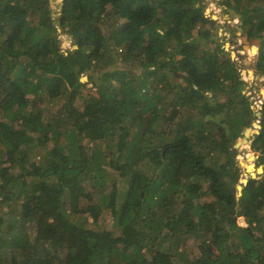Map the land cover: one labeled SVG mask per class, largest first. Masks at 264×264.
I'll return each instance as SVG.
<instances>
[{"label":"trees","instance_id":"trees-1","mask_svg":"<svg viewBox=\"0 0 264 264\" xmlns=\"http://www.w3.org/2000/svg\"><path fill=\"white\" fill-rule=\"evenodd\" d=\"M207 3L0 0V264H264V99ZM219 3L264 75V0Z\"/></svg>","mask_w":264,"mask_h":264},{"label":"rangeland","instance_id":"rangeland-1","mask_svg":"<svg viewBox=\"0 0 264 264\" xmlns=\"http://www.w3.org/2000/svg\"><path fill=\"white\" fill-rule=\"evenodd\" d=\"M207 8L206 13L208 15H211L214 19H217L219 21V35L220 36H227L230 39L225 43L226 50L230 51L231 56L237 60L238 65L241 68L243 78L248 82L245 91L246 93L253 99V108L256 110V114L261 107H258L257 103L260 104V100L264 99V75L258 73L256 71V67H254V64H256L257 60V54L251 52L250 50L252 45H255L253 43L254 39L258 38H248L247 34H243L240 29H237V24L239 22V18L232 16V14L226 13L224 11L223 6L219 3V0H207ZM50 7L52 10V14L56 16L60 11V4L62 0H49ZM235 19V20H234ZM236 28V30H235ZM244 36H247L248 43L245 42ZM59 37L61 38V46L62 48H75V45H73L72 38L67 33L63 32L61 28H59ZM230 40H235L234 43H231ZM228 45V47H226ZM256 58V59H254ZM82 77L87 75H81ZM88 77V76H87ZM84 89L88 88L92 92H98V84L92 83L89 80V77L87 80L83 81ZM92 84V86H90ZM259 121L257 120L253 124V130L251 131V135L249 138V141L247 143H242L238 147L237 155L235 157V160L238 159L239 165L242 169L241 174H239L241 180L243 178H249L250 172L248 171L247 166L242 164V158L249 162V157L251 155L255 156L252 163L255 165L254 173L256 175L260 174L256 169L259 166H262L259 164V154L254 152L252 146H251V136L252 134L259 128ZM244 138L241 137L238 140H242ZM242 164V165H241ZM58 167V166H57ZM117 174V172L115 171ZM108 219L107 213H104L102 215V220L106 221ZM110 220V219H109ZM238 224H240V221L238 220ZM261 245V244H260ZM169 259L165 263H169Z\"/></svg>","mask_w":264,"mask_h":264},{"label":"water","instance_id":"water-1","mask_svg":"<svg viewBox=\"0 0 264 264\" xmlns=\"http://www.w3.org/2000/svg\"><path fill=\"white\" fill-rule=\"evenodd\" d=\"M229 11H230V13L232 14V16L237 17V18H240V14H239V13H236V12H235L234 10H232V9H230ZM244 40H245L246 43H248V38H247V36H244ZM253 43H254L255 45H252V46H251V50H253L254 53L257 54V53H258V50H259L260 40H259V39H254V40H253ZM226 47H228V45H227ZM254 59H256V58H254ZM254 67H256V64H254ZM84 78H85V80H87L88 77H87V76H84ZM85 80H82L81 82H83V81H85ZM72 84L75 85L74 81H72ZM90 86H92V84H91ZM83 90L86 91V92H88V93H93L94 95L97 94V92H92V91H91L90 89H88V88H86V89L83 88ZM96 96H97V95H96ZM257 115L260 116V115H261V111H258V112H257ZM259 127H260V125H259ZM252 130H253L252 127H248V128H246L245 131H244V138H243L242 140H241V139L238 140L235 146L238 147L239 145H241V143H243V142H248ZM255 132H258V129H257ZM253 157H255V156L253 155ZM247 169H248V171L250 172V176H252V177H256V176H257V175L254 173V170H255L254 167H253L254 170H250L248 167H247ZM256 170H257L259 173L263 172V166H259ZM250 176H249V177H250ZM247 182H248V178H243L242 181H240V183L237 185L238 195H241V194H242V188H243V185H242V184H246ZM241 218H244V217H243V216H240V217H238V220L241 219ZM244 219H245V218H244Z\"/></svg>","mask_w":264,"mask_h":264},{"label":"built area","instance_id":"built-area-1","mask_svg":"<svg viewBox=\"0 0 264 264\" xmlns=\"http://www.w3.org/2000/svg\"><path fill=\"white\" fill-rule=\"evenodd\" d=\"M261 104H262V100H260V104L257 103L258 107H261Z\"/></svg>","mask_w":264,"mask_h":264},{"label":"bare ground","instance_id":"bare-ground-1","mask_svg":"<svg viewBox=\"0 0 264 264\" xmlns=\"http://www.w3.org/2000/svg\"><path fill=\"white\" fill-rule=\"evenodd\" d=\"M235 20V19H234ZM81 80H85V78L84 77H81ZM242 165V164H241ZM245 168H247V166L245 167Z\"/></svg>","mask_w":264,"mask_h":264},{"label":"flooded vegetation","instance_id":"flooded-vegetation-1","mask_svg":"<svg viewBox=\"0 0 264 264\" xmlns=\"http://www.w3.org/2000/svg\"><path fill=\"white\" fill-rule=\"evenodd\" d=\"M231 8H228V10H230ZM233 10V9H232ZM230 12V11H229Z\"/></svg>","mask_w":264,"mask_h":264}]
</instances>
